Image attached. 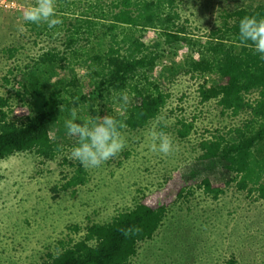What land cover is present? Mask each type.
<instances>
[{"label":"rangeland","instance_id":"obj_1","mask_svg":"<svg viewBox=\"0 0 264 264\" xmlns=\"http://www.w3.org/2000/svg\"><path fill=\"white\" fill-rule=\"evenodd\" d=\"M178 2L182 21L196 38L218 24L223 11L264 4V0ZM33 3L0 0V96L8 98L20 116H27L41 112L53 91H62L67 105L62 112L58 107L51 136L61 142L63 150L53 160L33 152L0 160V264H40L48 253L57 251L60 240L81 236L72 226L83 229L92 222L110 221L144 196L161 192L166 177L175 172L190 184L208 178L212 184L223 185L224 193L214 199L192 184L194 194L170 203L160 230L152 240L141 243L130 264H264V200L236 189L231 181L234 173L225 169L219 158L203 159L199 146L218 134L236 140L229 130L240 125L246 114L234 117L231 112L223 113L215 100L202 103L200 85L204 80L208 85L217 84L220 78L187 74L183 47L168 48L156 34L151 37V32V48L163 54L151 77L170 94L166 106L146 128L121 130L125 147L100 167L89 169L85 185L61 189L65 177L74 171L65 161L75 143L64 128L71 109L84 118L108 114L117 118L139 100L126 94L125 104L114 91L102 93L89 64L88 56L105 52L108 44L99 30L104 23L89 25L86 15H97L100 6L108 7L110 0L105 4L103 0H56L61 23L55 29L25 25L20 32L19 27L25 24L21 12ZM72 36L73 46L69 45ZM12 46L18 51L10 59L3 49ZM50 50L64 59L39 62ZM24 82L29 92L20 85ZM180 120L194 124L185 139L176 132ZM161 131L173 142L167 155L151 150L152 134Z\"/></svg>","mask_w":264,"mask_h":264},{"label":"trees","instance_id":"obj_2","mask_svg":"<svg viewBox=\"0 0 264 264\" xmlns=\"http://www.w3.org/2000/svg\"><path fill=\"white\" fill-rule=\"evenodd\" d=\"M103 2L105 4L106 0ZM178 7L177 0H110L108 7L100 6L97 15H86L89 25L96 21L104 23L99 30L108 44L105 52L88 56L93 76L99 79L102 93L103 90L114 91L119 97L132 94L139 100L117 116L116 119L125 125L121 130L144 129L159 116L170 98L151 77L163 58L161 51L151 48V37L156 34L168 48L182 46L187 55V74L192 77L214 74L220 78L217 84L208 85L204 80L200 85L202 103L215 100L223 113L231 112L234 117L246 114L240 125L229 130L236 140L229 141L221 134L204 139L199 145L201 157L219 158L223 167L234 173L231 181L236 189L264 200V60L254 53L250 43L242 45L238 40L240 19L264 17V4L253 9L240 7L223 11L218 24L200 38L183 23ZM74 43L72 36L69 45ZM3 51L13 59L18 47ZM63 59L56 50H50L39 62L53 63ZM5 79L8 83L9 79ZM20 85L29 92L27 82ZM22 97L24 99L25 95ZM61 105H67V98L62 91L56 90L49 95L41 112L20 116L10 100L0 96V160L24 152H33L45 160L55 159L63 146L51 136V131L58 121L56 115ZM179 123L177 135L185 139L194 124L183 120ZM65 161L70 162L74 171L65 177L61 189L85 185L88 170L78 162ZM165 180L161 192L144 196L110 221L92 222L83 229L79 225L72 226L75 232L82 233L81 236L60 240L57 251L48 253L40 264H130L138 255L141 243L152 240L160 230L170 212V203L194 194L196 183L184 182L179 172ZM196 186L214 199L224 193L223 185L212 184L208 178ZM159 198L162 200L157 201ZM128 226L139 227L140 232L125 237L120 229Z\"/></svg>","mask_w":264,"mask_h":264},{"label":"clouds","instance_id":"obj_3","mask_svg":"<svg viewBox=\"0 0 264 264\" xmlns=\"http://www.w3.org/2000/svg\"><path fill=\"white\" fill-rule=\"evenodd\" d=\"M21 17L25 24L19 27L20 32L25 30V25L37 28L46 26L51 30L61 23L57 15L56 0H34L33 4L22 10ZM238 40L242 45L250 43L254 53L264 60V17H242L238 25ZM120 100L126 104L128 96L122 94ZM60 108L62 112L63 105ZM124 126L123 121L109 114L84 118L78 115L75 108L71 109L69 118L64 121L65 134L75 140L68 158L78 162L85 170L100 167L125 147L121 135ZM152 136V151L167 155L173 150V142L165 132L153 133ZM120 231L125 237H129L138 234L140 228L128 226Z\"/></svg>","mask_w":264,"mask_h":264}]
</instances>
